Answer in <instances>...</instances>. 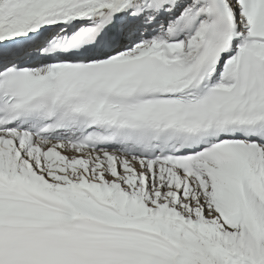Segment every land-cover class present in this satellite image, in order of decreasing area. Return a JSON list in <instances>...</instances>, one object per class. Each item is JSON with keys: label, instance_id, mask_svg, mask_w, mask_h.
Here are the masks:
<instances>
[{"label": "snow or ice", "instance_id": "obj_1", "mask_svg": "<svg viewBox=\"0 0 264 264\" xmlns=\"http://www.w3.org/2000/svg\"><path fill=\"white\" fill-rule=\"evenodd\" d=\"M0 264H264V0H0Z\"/></svg>", "mask_w": 264, "mask_h": 264}]
</instances>
